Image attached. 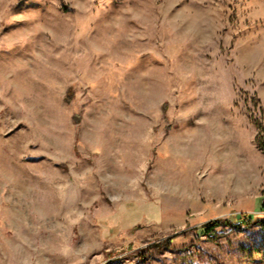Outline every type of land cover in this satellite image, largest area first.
I'll use <instances>...</instances> for the list:
<instances>
[{"label": "rangeland", "instance_id": "obj_1", "mask_svg": "<svg viewBox=\"0 0 264 264\" xmlns=\"http://www.w3.org/2000/svg\"><path fill=\"white\" fill-rule=\"evenodd\" d=\"M259 144L264 0H0V264H264Z\"/></svg>", "mask_w": 264, "mask_h": 264}, {"label": "trees", "instance_id": "obj_2", "mask_svg": "<svg viewBox=\"0 0 264 264\" xmlns=\"http://www.w3.org/2000/svg\"><path fill=\"white\" fill-rule=\"evenodd\" d=\"M260 128V126H258ZM262 128H260L261 130ZM260 145V148L264 150V145L263 144H259ZM239 221L238 223H234L232 220H215V221H212V222H208L206 224L203 225V227L201 229H198L195 228L196 231L198 232H211L215 227L219 226V225H222V224H225V225H235V224H238V227H241V225L243 224H247L249 223V221L252 220V216H249L247 214H241L239 216ZM171 244V240L170 239H167L166 241L160 243V244H155L153 247H155L156 249H159V248H169ZM141 254L143 253V251H138L137 254Z\"/></svg>", "mask_w": 264, "mask_h": 264}]
</instances>
